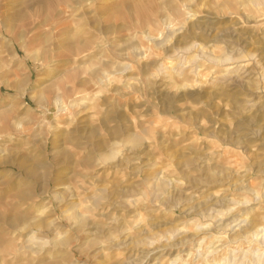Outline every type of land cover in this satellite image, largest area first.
I'll use <instances>...</instances> for the list:
<instances>
[{"label":"rangeland","instance_id":"374dc122","mask_svg":"<svg viewBox=\"0 0 264 264\" xmlns=\"http://www.w3.org/2000/svg\"><path fill=\"white\" fill-rule=\"evenodd\" d=\"M222 1L0 0V264H141L147 253L150 264L251 262L258 247L235 238L240 230L212 235L218 197L232 200L230 215L244 216L247 202L264 217V204L219 173L229 151L247 163L217 87L226 72L203 53L218 55L215 39L232 27L230 17L202 25L206 11L224 14ZM116 145L118 159L98 165ZM28 188L31 200L20 198ZM40 210L49 217L37 230ZM73 211L88 228H74ZM16 212L46 247L29 242ZM205 226L212 232L193 239Z\"/></svg>","mask_w":264,"mask_h":264},{"label":"bare ground","instance_id":"6f19581e","mask_svg":"<svg viewBox=\"0 0 264 264\" xmlns=\"http://www.w3.org/2000/svg\"><path fill=\"white\" fill-rule=\"evenodd\" d=\"M203 1H204V5H206V6L209 5V0H203ZM234 5L238 6V7H234ZM227 10H229L230 12L226 13ZM222 11L224 14H222L219 18H216V19H212V18L210 19L209 13H208V11H206L205 20L203 21L202 25L208 27L210 24H213L211 22L217 23V22L225 19L226 17H230L232 20V23H231L232 27L229 29H222L218 35V39L217 40L215 39L216 43H218V45H219L218 55L213 54L214 52H209L210 51V49L208 48L209 46L204 48L205 52H203V51L202 52L204 53V56H205L204 58H205L206 62H210V63L212 62L216 66H218L219 68H223L226 72L224 76H223V74H221L222 75L221 78L220 77L216 78V79H218V83L217 82H215V83H217V87H219V88L223 87L222 90H224L223 91L224 96H227V98L231 102L229 104H230V107L233 109L234 117L236 119V129H234V134H233L234 136H230V137L233 140L232 141L233 145H234L233 148H235V150L238 152L237 153L238 155L240 154V155L245 156L247 163L241 164L238 157H236L235 155L232 154V152L229 151L228 157L227 156L224 157V161H223V165H222L223 167H221L222 169L220 170L219 173H220V176L223 177V179H226L227 177L229 179H232V177H233L234 180L239 183V184L235 183L234 185H232V187L234 188V192L250 194L251 197H253V201H254L253 204L258 206L259 204H261V205L264 204V0H244V1L223 0L222 1ZM139 16H141V15H139ZM142 16H144V15H142ZM123 18H125V17H123ZM62 30H68V26H65V28ZM154 38H157V37H154ZM92 39H93L92 37H89L88 39H86L87 47H88V45L93 44ZM191 49H197V51H200L202 49V46L198 45V46H195ZM206 50H209V51H206ZM86 51H87V49H85V48L79 49V51L76 53V55H79V53H85ZM143 53H144V51H143ZM136 54H138V53H136ZM139 55L141 56L142 53H140ZM172 67H173V65H172ZM126 68H128V67H126ZM163 70H165V69H163ZM163 73H165V72H162V74ZM220 73H222V72H220ZM163 75H165V74H163ZM221 75H219V76H221ZM165 79H166V77H165ZM164 83H165V81H164ZM223 92H221V93H223ZM58 101H60V103H61V99ZM202 105L209 107V105L205 104V103H202ZM218 111H219V114L222 113V108L218 107ZM142 141H143V138L141 136L131 135V137L128 139V142L133 144V145H140V143ZM110 147L108 148V149H110V150H108L109 152H107L105 154L102 153L103 155L100 157V159L98 161L99 162L98 165L100 163L109 162V160L118 159V154H120V153H118V151H117V148H116L117 145L116 146H110ZM20 168H21V170H23V172L26 175H29V176L34 175L33 171H30L29 169H25L23 166H21ZM242 169H244V170L242 171ZM205 173L207 175L208 170H206ZM256 179L259 180V183L256 181L258 184H255V182L253 181ZM226 180H228V179H226ZM157 181H163V180L160 177L159 178L157 177L156 183H157ZM163 184H165V182H163ZM161 186H162V184H161ZM66 187H63V188L65 190H67V192H69V189H71V188H69V186L67 188ZM32 192L33 191L29 188L24 190L23 192L21 191L20 192L21 193L20 198H23L24 200H28L30 198V200H31ZM225 192H227V191H225ZM156 193H157V191H156ZM54 197H55V199L59 200V203H63L65 201H66L65 203L69 202L68 199L61 197V195L57 191L54 192ZM72 198H73V196H72ZM214 201H215L214 205L216 206L215 209L217 208V206L220 208V211H217L220 218L218 219L219 220L218 224L216 222V226H215L216 227V231H215L216 233L212 234V235H218L219 237L220 236L222 237L224 234L227 233L228 230L232 231V232H234V230L235 231L240 230L239 231L240 236L237 235L235 238L238 237L240 239H243L244 241H248L249 244L252 245V247L253 246L258 247L252 253V255H251L252 260H251V262L249 261L248 264H264V251H261L262 248H264V217H261V216L253 217L252 212H255L257 209L250 207V204L247 205L248 204L247 202H246V205L244 206V207H246V209L243 211L244 216H245V214H247V216L244 217L243 214L242 215H230L232 211L226 210V208L228 205L229 206L231 205L232 200H229V198L227 196L218 197ZM34 203H35V201H34ZM244 203H245V201H244ZM235 206H237V205H235ZM238 206H239V203H238ZM240 206H241V204H240ZM209 212H211V211H209ZM12 213L13 212H11V214ZM250 214H252V218H251ZM70 215H71L70 220L73 222L72 224H73L74 228H76L77 230H81V228L84 229V227L85 228L89 227V225L85 223L86 218L88 217L87 215H85V214L82 215L79 212L78 213L74 212V213H71ZM228 215H230V216L228 217ZM46 216H48V213L44 210L43 211L40 210L39 216L37 218L38 222H39L38 225L36 226V229L38 228L37 230L42 229L44 227L43 226L44 225L43 219ZM262 216H264V215H262ZM20 217H21L20 214L18 212H16L17 220H20L22 222V225H23V227L20 231L27 232L28 234L33 233L29 242H31L33 245H35V244L37 246L39 245L40 248H42V249L44 247H46V243L41 242V241H39L41 243L36 242L38 239L36 236V233L33 232L34 230L31 231L30 227L28 225V220L30 218H28V217H21L20 218ZM48 217H47V219H48ZM213 217H214V215H213ZM54 225L51 222L50 226L52 228L50 227V230L52 232H54L56 230ZM182 230L181 231L178 230L175 233L176 237H179L180 235L185 236V234L187 232L183 233V231H185V230H183V231ZM195 231H197V230H195ZM209 231H210V228H208V227L203 228V229L201 228L196 233L195 232H194V234L192 233L193 234L192 238L193 239L198 238L202 234H209ZM210 232H212V231H210ZM124 234H127V233H124ZM127 235H129V234H127ZM53 236L55 237V235H53ZM235 238H234V240H235ZM176 240L179 241L180 239L177 238V239H175V241ZM164 242H165V240H164ZM151 243H152V241H151ZM153 243H155V242H153ZM171 243H172V241H171ZM172 245H173V243H172ZM168 246H169V244L164 245L162 247L163 251H167ZM176 246H177V244H176ZM117 247L119 248V246H117ZM21 249L33 251V248H31V246H29V247L24 246V247H21L20 250ZM147 250L149 251V249H147ZM157 250H159V249H154V251L158 252ZM36 253H38V252H36ZM164 253H162V254H164ZM151 255H153V254H151ZM151 255H150V253H147L145 258L142 259V260H145L144 263L143 262H140V263L141 264H150L153 261V259L151 258ZM175 262H176V260L174 259L173 264H175ZM243 263L244 262H242L241 264H243ZM223 264H230V263L228 261L227 263L224 262Z\"/></svg>","mask_w":264,"mask_h":264}]
</instances>
